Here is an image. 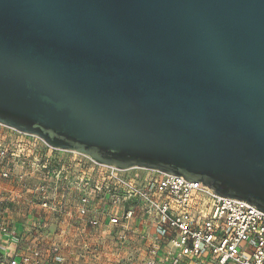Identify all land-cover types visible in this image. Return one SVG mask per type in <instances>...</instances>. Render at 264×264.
I'll use <instances>...</instances> for the list:
<instances>
[{
  "label": "water",
  "instance_id": "95a60500",
  "mask_svg": "<svg viewBox=\"0 0 264 264\" xmlns=\"http://www.w3.org/2000/svg\"><path fill=\"white\" fill-rule=\"evenodd\" d=\"M0 122L264 210V0H0Z\"/></svg>",
  "mask_w": 264,
  "mask_h": 264
},
{
  "label": "built area",
  "instance_id": "2783aa9c",
  "mask_svg": "<svg viewBox=\"0 0 264 264\" xmlns=\"http://www.w3.org/2000/svg\"><path fill=\"white\" fill-rule=\"evenodd\" d=\"M15 130L0 132V264H70L67 234L86 248L91 236L119 248L136 242V264H264V210L255 204Z\"/></svg>",
  "mask_w": 264,
  "mask_h": 264
},
{
  "label": "rangeland",
  "instance_id": "374dc122",
  "mask_svg": "<svg viewBox=\"0 0 264 264\" xmlns=\"http://www.w3.org/2000/svg\"><path fill=\"white\" fill-rule=\"evenodd\" d=\"M5 129L8 131L11 130L16 132L15 129L17 128L12 129V126L0 122V132H4ZM2 134L3 133H1L0 135V140L5 141L7 137L4 139V135ZM28 134H30L28 136L33 139L36 138L35 135L37 136V134L34 133ZM14 136L16 137L17 134H15ZM130 171H135L136 173L142 175L145 170L134 168ZM68 232L69 231H67L66 233ZM67 235L68 239L70 240V245L66 247V249L70 250L69 256L71 257L69 258V260H72L73 262L78 261V264H136V259L132 260L136 255L134 248H119L114 246L113 243H111L108 239L103 241L101 239L98 240V238L92 236L89 237V239L91 240V242L93 241V245L89 248H86L83 247L82 244H80L81 236H76L75 234ZM135 257H137V255Z\"/></svg>",
  "mask_w": 264,
  "mask_h": 264
},
{
  "label": "crops",
  "instance_id": "0c3cea01",
  "mask_svg": "<svg viewBox=\"0 0 264 264\" xmlns=\"http://www.w3.org/2000/svg\"><path fill=\"white\" fill-rule=\"evenodd\" d=\"M137 246V243L136 242H134V244H133V246H130V247H127V248H135V251H136V247ZM72 247V246H71ZM44 249H45V247H43ZM65 252H66V255L68 256V258H70L71 256H69V252H70V250H65ZM73 259V258H72ZM76 261V260H75ZM69 263L70 264H78V261H76V262H73L72 260H69Z\"/></svg>",
  "mask_w": 264,
  "mask_h": 264
}]
</instances>
